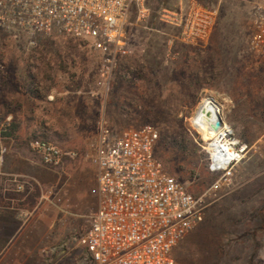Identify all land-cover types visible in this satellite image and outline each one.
<instances>
[{
    "label": "rangeland",
    "instance_id": "rangeland-1",
    "mask_svg": "<svg viewBox=\"0 0 264 264\" xmlns=\"http://www.w3.org/2000/svg\"><path fill=\"white\" fill-rule=\"evenodd\" d=\"M192 2L217 16L209 41L200 46L183 43L179 31L163 21L164 10L178 11ZM145 6L149 15L139 20L135 11L110 80L105 60L91 42L9 33L0 27V146L7 149L4 142L11 141L15 152L33 159L28 173L16 175L21 189L10 182L12 175L5 176V202L25 210L19 216L31 223L26 233L48 230L45 236L19 234L0 249V264H87L83 236L89 218L77 211L94 207L99 199L90 157L103 120L116 134L147 124L157 127V158L197 195L219 176L211 170L208 139L194 122L208 97H213L222 125L242 142L254 144L264 134V84L258 83L264 58L248 47L253 4L162 0L154 11V0H145ZM130 65L142 71L129 74ZM214 66L218 69L211 74ZM28 72L38 76V98L23 88ZM11 123L17 131L5 138L3 131ZM36 140L60 151L59 166L44 163L32 147ZM175 140L189 142L188 149L174 148ZM231 179L233 184L209 199L202 222L175 249L182 264H264V147L250 151L232 169ZM64 192L71 200L82 196L75 213L55 206ZM36 222L41 228L34 227Z\"/></svg>",
    "mask_w": 264,
    "mask_h": 264
},
{
    "label": "built area",
    "instance_id": "built-area-1",
    "mask_svg": "<svg viewBox=\"0 0 264 264\" xmlns=\"http://www.w3.org/2000/svg\"><path fill=\"white\" fill-rule=\"evenodd\" d=\"M248 1L254 6L248 47L264 58V0ZM135 11L139 20L149 15L145 0H0V27L9 33L91 42L104 58V74L110 80ZM216 20V11L194 2L163 13V21L174 26L180 40L191 46L209 41ZM217 137L220 150L212 151L210 140L206 151L211 170L219 176L208 190L197 195L188 184L169 174L157 158V127L147 124L116 134L103 120L94 147L99 204L83 236L87 264H182L174 251L202 222L209 199L222 186L233 184L232 169L250 151L264 147V134L250 145L226 125ZM31 144L46 165L61 164L56 147L42 140ZM6 151L0 146V157ZM10 182L22 188L17 176L12 175Z\"/></svg>",
    "mask_w": 264,
    "mask_h": 264
},
{
    "label": "crops",
    "instance_id": "crops-1",
    "mask_svg": "<svg viewBox=\"0 0 264 264\" xmlns=\"http://www.w3.org/2000/svg\"><path fill=\"white\" fill-rule=\"evenodd\" d=\"M5 138H11V136H6ZM4 143L8 147L7 148L8 153L5 156L0 157V249H2V251L7 249L8 245L19 234L26 233V228H28L31 224L28 221L22 220V218L19 216V212L25 213L24 212L25 210L16 208L15 204L13 203L7 204L5 202V200H8V199L5 198L6 190L2 188L4 186L3 180L6 175L9 177L10 175L16 176L17 174H21V173H28V170H27L28 165L33 164V159L30 156H28L27 153H19V152L14 151L15 149H13L12 147L13 143L11 141H5ZM90 162L96 173L97 189H98V172H97V166L95 163V150L93 151L90 157ZM67 196L68 195L66 194V192H64L62 195H60L59 193L58 199H57L58 203H56L55 206L63 207L67 211L75 213L74 211L76 209H80L82 207L81 206L82 196H78V199H74V200H71ZM26 197H23L22 199V201H25V203H27L28 201ZM98 204H99V199L97 200L96 205L94 207L85 208L84 212H82V210L77 211L78 212L77 214L80 213V215H82L84 213L87 219L88 218L90 219V216L97 211ZM72 209H75V210L72 211ZM89 219H88V223H89ZM38 224L40 223L38 222L35 223L34 227L36 229L41 228V226ZM35 234L40 235V236H45L46 234L48 235V230L46 232L37 231V233L29 231L28 233L25 234V237L35 236Z\"/></svg>",
    "mask_w": 264,
    "mask_h": 264
},
{
    "label": "trees",
    "instance_id": "trees-1",
    "mask_svg": "<svg viewBox=\"0 0 264 264\" xmlns=\"http://www.w3.org/2000/svg\"><path fill=\"white\" fill-rule=\"evenodd\" d=\"M164 1V0H163ZM202 2L203 1H208V0H201ZM211 3H213V0H209ZM155 2V7H154V11H157L162 0H154ZM138 66V65H137ZM139 67V68H138ZM135 70L132 69V66H128L126 69H127V72L129 74H133L135 75L136 72H140L142 71L141 67L138 66ZM218 68L217 67H213L212 70H211V74H213ZM200 72L202 71H198L196 73V78L198 81H200V77H199V74ZM261 75V73H259V76ZM141 78H144L143 75H141ZM264 82V77L262 80H260L258 83L260 84V87L263 88V83ZM23 88L25 89V92L32 96V97H36L38 98L40 96V93L42 91V87L39 83V80H38V76L35 74V73H30L28 72L27 75H26V79H24V85H23ZM258 103V102H257ZM5 130L7 131H3V135L5 136H14L15 132L17 131V125L14 124V123H11L9 127H6ZM192 142V141H190ZM172 146L174 148H177L179 150H186L188 149V146H189V142H185L184 140L183 141H173L172 142Z\"/></svg>",
    "mask_w": 264,
    "mask_h": 264
},
{
    "label": "bare ground",
    "instance_id": "bare-ground-1",
    "mask_svg": "<svg viewBox=\"0 0 264 264\" xmlns=\"http://www.w3.org/2000/svg\"><path fill=\"white\" fill-rule=\"evenodd\" d=\"M218 113L219 111L217 105L212 101V98L208 97L204 104L200 106V109L194 119L196 126L208 139V141L212 140L209 148H211L214 152L219 151L221 148V142L217 137L220 129L218 131H214L211 129L210 123Z\"/></svg>",
    "mask_w": 264,
    "mask_h": 264
},
{
    "label": "water",
    "instance_id": "water-1",
    "mask_svg": "<svg viewBox=\"0 0 264 264\" xmlns=\"http://www.w3.org/2000/svg\"><path fill=\"white\" fill-rule=\"evenodd\" d=\"M209 98L213 99V97H209ZM222 124H223L222 118H221L220 114L218 113L213 118V121H211L210 127L214 131H218L221 128Z\"/></svg>",
    "mask_w": 264,
    "mask_h": 264
}]
</instances>
